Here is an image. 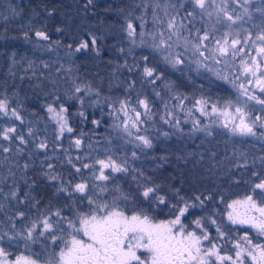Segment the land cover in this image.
<instances>
[{"label":"trees","instance_id":"16d2710c","mask_svg":"<svg viewBox=\"0 0 264 264\" xmlns=\"http://www.w3.org/2000/svg\"><path fill=\"white\" fill-rule=\"evenodd\" d=\"M157 2L160 4L157 15L164 18L163 24L155 23L152 9ZM85 3L86 0H0V99L7 100L9 110L15 108L23 117L21 123L0 114V129L15 125L17 132L23 134L27 141L25 145H20L16 140L11 142L0 140V145L10 149L4 152L0 148V234L3 233V228L12 230L13 222L16 224V230H21L25 225L30 226L32 221L41 216V212L48 215L54 210L61 209L63 216L70 217L75 216L76 212L88 211L87 199L80 194L74 193L73 199H69L63 193L54 195L55 183L49 182L45 173L59 174L64 182L93 180L92 170L83 169L82 165L95 164L89 154L90 146L105 145L103 140L112 137L109 130V122L112 119L108 103L110 99L106 91L113 87L124 70L130 72L129 68H131L137 77L143 70L141 56L134 58V48L125 31L127 21L133 22L136 32L164 30L167 33V18L163 11L164 0H93L92 5L87 8L84 7ZM188 7L191 8V5ZM48 10H53V15L48 16ZM184 15V11H181L180 16ZM142 23L143 27H141ZM196 24L197 27L202 28L201 22L196 21ZM57 27L62 31L58 33ZM37 29L45 31L50 36V40L37 41L34 35ZM92 35L97 38L99 55L92 50L90 44ZM135 36L138 34L136 33ZM57 41L59 43H56ZM81 41H88L89 48L77 53L75 47ZM69 44L73 45L71 49L68 47ZM141 52L148 54L145 49ZM137 64L141 65L138 69ZM71 70L74 72L72 73ZM179 71L176 70L170 76L165 72L166 77L156 84L148 83L149 89L159 91L161 95L156 101L149 102L153 116L144 123L147 126H156L160 131L173 133L175 136L168 139L159 137L150 149L142 146L132 149L128 145L123 155L118 156L117 161L127 160L129 171L112 174V178L103 185L102 195L94 196L92 192H87L86 195L99 203H104L114 201V198L125 193L133 199L129 201L116 199L115 202L127 214L143 208L159 221L171 218L172 210L163 205L151 207L139 196L138 185L132 177L134 175L139 177L140 172L144 174L145 183L159 184L161 193L168 194L169 197H171L170 186L179 188L180 194L189 202L196 195L211 196L210 200L205 201L203 208L190 209L184 222L191 225L193 219L204 217L203 222L210 237L215 238L222 249L229 253L226 249L230 243L239 239L247 229L230 226L225 222L221 210L229 199L243 194L245 186L243 179L247 177L253 180L252 171L264 176V164L257 157L264 152V145L260 150L246 140L250 153L248 156L255 159L249 161L248 167L241 171L238 167L230 169L232 163L238 157H242L235 151L236 149L234 150V145L216 150V155L213 156L214 152L209 147L213 142L226 144L218 136L219 134L212 132L211 136L206 134L203 136L205 147L209 149L201 150L204 152L202 157L200 156L201 159L196 154L190 156L187 150L181 149V137L190 136L193 128L192 117H187L188 122H184L188 109H192L193 117L201 122L208 118L200 116L195 111V99L210 97L213 103L219 100L223 105L229 98L212 85L197 81V78L192 84H185V74ZM74 73L75 77L72 75ZM83 82L86 87L93 89L104 86V89L100 90L104 95L89 97L83 96V91L76 93L75 88ZM168 82L173 85L171 93L165 87ZM176 92L189 97L183 102V111L176 107L179 102L172 99V94ZM79 98L83 99V104L80 103ZM168 101H170L168 110L181 121L179 132L176 130L172 132L168 129L169 125L161 120V116L165 115L164 104ZM48 104H53L57 109L63 104L69 109V124L74 129L73 133L65 132L63 137L57 140L58 126L49 119L50 114L46 111ZM254 109L256 112L257 109ZM80 110L84 111L87 120H83L77 114ZM93 119L99 120V125H93ZM29 129L32 130L31 135ZM256 131L258 135L261 133V129ZM75 138L81 139L79 150L72 142ZM41 141L48 145L47 150L43 152L36 147ZM112 145L118 147L117 142ZM17 148L22 151L17 152ZM209 151L212 153L210 154ZM131 152L136 153V158L132 157ZM161 156H166L167 160L161 162ZM69 158L73 164L82 168L80 174H77L68 163ZM224 161H229L227 164L229 168L222 167ZM49 163L54 165V169L47 168ZM26 164L27 168L24 167ZM161 164V167H157ZM238 177L240 179L236 180ZM13 190H17L18 197L25 199L27 203L20 204L18 200L11 199L9 194ZM25 192L28 193L27 197L24 196ZM36 201L39 203L33 207ZM19 211L25 213L23 221L15 219ZM209 216L226 231V241L219 240L215 226L207 219ZM55 234L63 237L66 235L59 230H56ZM252 238L257 239L254 235ZM39 242L41 246L50 247L48 240ZM13 249L11 250L15 255ZM35 249L37 250L36 245Z\"/></svg>","mask_w":264,"mask_h":264},{"label":"snow or ice","instance_id":"6c2138e0","mask_svg":"<svg viewBox=\"0 0 264 264\" xmlns=\"http://www.w3.org/2000/svg\"><path fill=\"white\" fill-rule=\"evenodd\" d=\"M254 2L255 0H231V5H235L232 8L229 0H164L163 11L167 18V36H165L164 30L159 32L158 38L157 34L153 33L151 48L162 57L165 64L179 71L178 66L184 64L185 60L188 59L186 55L188 52L192 53L194 59L191 62L195 63L197 68L209 67L206 61H213L215 64L222 62L227 64L228 60L224 58L230 57L233 63L239 58L236 79L244 77L248 85H254L255 90L261 93L259 96L256 95L245 86L244 81L237 84L236 80L230 81L227 74L222 76L217 70V79L224 80L234 88H238L240 95L245 97L246 101L234 106L231 100H227L221 105L219 100L213 103L210 97L195 99V111L199 112L201 116H215L218 119H223H219V123L217 120H211L209 124H202L200 120L193 117L192 109H188L184 122H188L187 117H192L193 132H204L207 136H211L213 135L210 130L211 126L218 124L232 136L255 137L264 141V131L259 135L256 131V129L264 130V0H260L259 6L255 8V12L261 18L259 24L253 25L258 31L253 34L245 29L247 35L243 37L239 31L233 32V25L237 21L244 20L245 17L248 21L253 20L249 6ZM92 3L93 0H86L84 7L87 8ZM188 5H191V8ZM159 7L160 4L157 2L152 11L155 23L163 24L164 18L157 15ZM237 9H242V12L237 11ZM181 11H184V16H180ZM13 14H16L15 11ZM47 15H53V10H48ZM197 17L205 25L203 28L197 27ZM208 23L212 24L211 30L207 26ZM217 25L225 29L220 36H217L219 31ZM141 27H143V23ZM56 31L59 33L62 29L57 27ZM125 31L129 37L135 36L136 30L131 20L127 21ZM34 35L37 41L50 40V36L43 30L37 29ZM143 35L141 33V36ZM90 44L92 50L99 55L97 38L94 35L90 38ZM68 47L71 49L73 45L69 44ZM181 47L183 48L182 52L177 50ZM88 48L89 42L81 41L75 47V52L79 53ZM252 50H254V54ZM141 59L143 61L141 76L144 82L156 84L162 79L163 73L151 65L149 55H143ZM140 67V64L136 65L137 69ZM211 70L209 67V71ZM129 71L132 69L129 68ZM132 87L133 85L130 84L129 89ZM165 87L170 93L172 92L173 85L171 82H168ZM84 90L79 86L75 88L76 93ZM91 91V88H87V93H91ZM96 95L99 93L97 92ZM155 95L160 97L161 93L156 91ZM79 99L80 103L83 104V99ZM172 99L179 102L176 107L183 111V102L189 97L176 92L172 94ZM249 101L261 106L254 119L250 118L251 112L255 110L248 108L247 102ZM168 103L170 101L164 104L165 115L161 116V120L179 132L181 131V121L172 111L168 110ZM136 105L144 110L143 113L127 99L119 101L118 109L113 105L111 111L112 114L116 115L114 127L121 130L129 138L126 142L137 141L136 147L142 146L150 149L153 146L152 140L139 133L141 126L152 118V108L146 97L138 98ZM233 107L234 111L231 110ZM46 111L50 114L49 119L54 120L58 125L57 140H60L65 132L73 133L74 129L69 124V109L65 105L60 104L57 109L53 107V104H48ZM0 114L3 117L14 118L23 123V117L15 108L9 110L8 101L5 99H0ZM77 114L83 120H87L83 110ZM120 114L123 115V120L120 119ZM99 123V120H92L93 125H99ZM31 133L32 130L29 129V135ZM162 135L168 137L170 133L164 131ZM0 140L9 142L16 140L20 145L27 143L24 135L17 132L15 125L0 129ZM72 142L79 150L81 139L75 138ZM36 147L40 150H47L48 145L41 141ZM0 148L4 152L10 151L8 147L3 145H0ZM16 150L17 152L22 151L20 148ZM213 155L215 154L213 153ZM240 155L244 156L245 154L240 153ZM132 157L136 158L135 152L132 153ZM160 160L165 162L167 157L161 156ZM259 160L264 164V156L259 157ZM68 163L72 165L77 174L82 172V168L91 169L93 178L102 182L112 178L108 174L109 171L112 174L129 171L127 160L117 162L111 156L97 159L95 164L84 163L82 168L73 164L71 158H69ZM161 166L162 164L157 165V167ZM24 167L27 168L28 165L26 164ZM236 167L247 168V158L245 157L243 163L237 164ZM47 168L54 169V165L49 163ZM45 175L49 182L55 183L54 195L63 193L69 199H73L74 193L80 194L81 197L87 199L88 211L86 213L76 212L74 219L63 216L61 209L52 211L48 215L41 212V216L32 221L30 226L25 225L21 230H16V224L13 222L11 225L12 232L0 234V240H3L4 237H7L9 241L23 240L26 242V246L27 242L36 243L48 240L51 245H56L58 241H62L63 246L59 248L58 252L51 255L45 264H249V262L250 264H264V198L258 202L254 195H247L242 200H234L227 204L229 209L227 212L228 222L233 226L254 230L257 237L254 239L245 232L239 239L232 242L234 252L230 254L222 249L215 238L210 237L203 222L204 217L193 219L191 225L184 222V218L190 209L203 208L205 201L210 200L211 196L196 195L189 202L180 194L179 188L170 186L171 197H169L168 194L161 193L159 184L145 183L144 174L140 172L139 177L135 175L132 177L138 185L139 196L147 201L151 207L163 205L172 210L171 218L157 221L147 209L142 208L127 214L124 209L120 208L115 202L116 199L124 201L133 199L125 193L114 198L111 205L106 202L99 203L96 199L86 195L88 190L86 182H64L59 174L52 172L45 173ZM251 176L253 177L252 192L256 193L258 190L260 193H264V176L256 171H252ZM101 190H104L103 187ZM9 195L11 199L18 200L20 204L27 203L25 199L18 197L17 190L11 191ZM24 196L27 197L28 193L25 192ZM38 203L39 201H36L33 207H36ZM52 216L57 217V220L52 221ZM15 219L23 221L25 213L19 211ZM207 219L215 226L219 240L226 241V231L211 216ZM62 223L66 224V228L60 227ZM57 228L61 233L67 231L69 238L64 239L62 235L57 236L55 234ZM0 264H41V262L32 256L25 255H18L14 260L10 259V253L0 247Z\"/></svg>","mask_w":264,"mask_h":264},{"label":"rangeland","instance_id":"374dc122","mask_svg":"<svg viewBox=\"0 0 264 264\" xmlns=\"http://www.w3.org/2000/svg\"><path fill=\"white\" fill-rule=\"evenodd\" d=\"M164 7V6H163ZM160 31L157 32H136L138 34V36H135L134 38L130 37V44L131 46L134 48V58H136L137 56H143V55H149L150 56V63L152 64V66H154L158 71L163 73V77H166V73L170 76L172 75L174 72H176V70H174L171 66L167 65L164 63L162 57L156 53L155 51L152 50L151 48V44L153 43V33L157 34V38H158V34ZM141 33H143L144 35L141 36ZM127 34V32H126ZM165 36H167V33H165ZM175 39V38H174ZM133 41H135V43H133ZM141 41H143V43H141ZM145 49L146 53L148 54H141V50ZM178 51H183V48H179L177 49ZM188 59L185 60L184 64L178 66L181 74H185V84L191 83L192 81L195 80L196 78H198V71L204 73L206 72V68L205 67H200L197 68V65L195 63H192L191 60L194 59L192 57V53L188 52L186 53ZM132 57V56H131ZM125 72H120L121 76L119 77L118 80L115 81L113 87L109 90L107 89L106 91V95L109 96L108 99H110L109 103V109H111V107L114 105L117 109L119 108V101L120 100H129L133 105H135L140 112L143 113V109L139 108L138 105H136V100L138 98H147L149 102L151 101H156L158 98L155 95V91H153V89H149V85L148 83L144 82L143 77L140 75H138V77L134 74L133 71L127 72V70H124ZM208 71V70H207ZM71 72L73 73L74 70H71ZM119 73V72H118ZM78 74V73H77ZM75 77V73L72 74ZM81 75V74H80ZM75 79V78H73ZM203 79V78H202ZM134 82V83H133ZM85 82H83L82 84H78L77 86L81 87L82 89H85L83 92V96H103L104 93H102L100 90L104 89V86H97V88L93 89L92 87H86V85L84 84ZM132 84L133 87L131 89H129V85ZM99 87V88H98ZM87 88H91V93H87ZM250 91L254 92L255 88L254 85H251L250 87H248ZM233 91V98L231 99V101L233 102V105H238V104H243L246 101V98L240 95V92L238 90V88H231ZM99 93V95H96V93ZM235 94V95H234ZM88 98V97H87ZM247 103H250L247 102ZM232 111H234V107L233 109H231ZM198 114L200 115V113L198 112ZM111 115H112V119L109 122V130L111 131L112 137L107 138L106 140L104 139L103 142L105 145L100 144V145H96V146H90V150H89V154L90 156H92V158L94 159V163L97 159H104L106 157L111 156L113 159H115L117 161L118 156L123 155V153L125 152V149H127L128 145L131 146L132 149H135V145L138 143L137 141H131V142H126L129 140V138L127 136H125V134L114 127V123L116 121V115L112 114L111 111ZM201 116V115H200ZM120 119L123 120L124 117L122 114H120ZM219 119H223V118H219ZM219 121V120H217ZM53 122L56 124V122L53 120ZM209 117L204 120V122H202V124H209ZM219 123V122H218ZM57 125V124H56ZM58 126V125H57ZM97 126V125H96ZM155 127V128H154ZM169 130H172V132L175 131L174 128L168 126ZM211 131H215V130H220L221 133H225V143H226V147L225 148H229L232 147L231 145H234V150L236 152L239 153H244V157H238L230 166V169L232 170L234 167H236L237 164L239 163H243L245 157L248 160V164L249 161H252L253 159H255V157L252 156H248L250 155L249 150L247 149L249 146L246 145V140L249 141V143L253 144L256 142H261L264 143V141H261L258 138L255 137H240V136H232L230 133H228L227 130H225V132L222 130V127L217 125H212L210 128ZM135 131V130H133ZM163 131H160L158 127L156 126H147L145 124H143L140 128V133L141 135H146L147 137H149L152 140V144L153 142H156L159 137H164L162 135ZM205 133L204 132H193L191 133L190 136H182L180 139V148L187 150V154L189 153L190 156H192V154H196L198 156L199 159L200 156L202 157L204 152H201V150L205 151L208 150L209 148L205 147L204 144V136ZM175 136V134H170L168 138ZM203 137L202 140H200V138ZM196 140V141H195ZM114 142H117L118 147H113L112 144H114ZM39 144V143H37ZM195 148V149H194ZM40 151H44V150H40ZM186 152V151H185ZM130 153V152H129ZM132 153V152H131ZM209 153L211 154L212 152L209 151ZM233 153V152H232ZM231 153V154H232ZM111 154H115V155H111ZM214 154L216 155V152H214ZM213 155V156H215ZM248 156V157H247ZM264 156V152L260 155H258L257 157H262ZM212 157V156H211ZM214 163H216L215 159L213 158ZM118 162V161H117ZM221 162L219 163L220 167H221ZM229 161H224L222 167L225 168L226 166L228 167ZM98 168V166H97ZM229 168V167H228ZM243 170V168H239V171ZM111 177H112V173H108ZM91 176L93 177V175L91 174ZM240 178L238 177L239 180ZM245 182V186L243 187V194H238L237 196L235 195V197L229 199L227 201V203H225L224 207L222 208V212L223 215L225 217V222H227L230 226L231 225L228 220H227V212L229 211V209L227 208V204L231 203L234 200H242L243 198H245L247 195H254V197L257 199V201L259 202L261 200V198H264V193H260L258 190L256 193L252 192V188H253V184H252V178H244L243 179ZM88 184V190L87 192H92V194L100 196L102 195L101 193L103 192L101 189L103 187V185L108 182H102V181H98L95 180L93 178V180L90 181H84ZM95 185V187H93ZM109 205H111L113 203V200H110L109 202H106ZM55 211V210H54ZM69 218L74 219L75 216H70ZM52 221H56L57 217L52 216L51 217ZM159 221V220H157ZM60 227H65L66 228V224L62 223L60 225ZM240 227V226H238ZM247 229V233H249L250 235H253L256 237V233L254 230L244 227ZM4 231L3 232H12V230H6L5 228H3ZM57 230H59L57 228ZM2 231V230H1ZM64 234V239H68V235H67V231L63 232ZM2 234V233H1ZM257 238V237H256ZM49 242V241H48ZM234 242V241H232ZM39 244L36 243H31V242H27V246H26V242L23 240H14V241H9L7 239V237H4L3 240H0V247H3L8 253H10V259H15L16 256L18 255H25V256H32L35 259H38L41 264H45V262L50 258L51 255H53L54 253L59 251V248L63 246L62 241H58L56 245H51L50 242L48 243V245L50 247L47 246H41L40 242L38 241ZM35 245L37 247V250L35 249ZM15 248V249H13ZM15 250V255L12 253V250ZM227 251H229V253H233L234 250L232 249V243H230L228 249H226ZM250 264V262H249Z\"/></svg>","mask_w":264,"mask_h":264},{"label":"flooded vegetation","instance_id":"af4514ba","mask_svg":"<svg viewBox=\"0 0 264 264\" xmlns=\"http://www.w3.org/2000/svg\"><path fill=\"white\" fill-rule=\"evenodd\" d=\"M259 3H260V0H255L254 4L249 6V10L252 13L253 20L252 21H248L247 17H245L244 20L237 21V23L235 25H233V32L234 33L236 31H239L240 35L243 37V36L247 35V33L244 31L245 29L251 31L253 34H255V32L258 31V29L255 28L253 25L260 23V19L261 18L259 16V14L255 12V8L257 6H259ZM229 4L231 5V0H229ZM231 7L234 8L235 5H231ZM237 11L242 12V9H237ZM197 21L200 22L199 17H197ZM245 21H247V22H245ZM213 22H214V18H213ZM204 26L205 25L202 24V28ZM207 26L211 30L212 24L208 23ZM217 28L219 29V31L217 33V36L222 35L223 32L225 31L224 27L217 25ZM252 51H253V54H254V50H252ZM224 59L228 60L227 64H225L223 62L221 64H215V62H213V61H206V63L208 64V66L212 70L209 71V67H205L208 71L206 70V72H204V73H202L201 71L200 72L198 71L197 81L202 82V83H207L208 85H212L214 88H217L218 90H220L224 95H227L228 98H229L228 100H231L232 99V95H233V91H232L231 88L233 86L230 83L225 82L224 80L217 79V70H219L220 75H222V76L227 74L230 81L231 80H236L237 84H239L242 81H244L246 87H250L251 85H248L246 83L244 77H240L238 80L236 79V75H237L236 68L238 67L239 58L237 59V61L235 63H233L231 61L230 57H227V58H224ZM205 77H206V79H205ZM254 93L256 95H258V96L261 95V93H259L256 90L254 91ZM248 107H254V108L257 109L256 112L252 111L251 115H250V118L254 119L255 116L259 113V109H260L261 106L260 105H256L254 102H250V103H248ZM211 120H219V119L217 117H215V116H211V117H209V121H211ZM222 130L225 132L226 129L222 128ZM262 131H264V130L261 129V132ZM212 132L214 134H219L218 136H220L225 141V133H221L220 130H215V131H212ZM251 145H254V146L256 145L257 146L256 148L260 149V147L262 145H264V143L256 142L255 144H251ZM209 147L211 148V150H213V152H215L216 150H221L224 147H226V144H219L217 142H213Z\"/></svg>","mask_w":264,"mask_h":264}]
</instances>
